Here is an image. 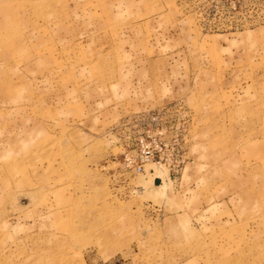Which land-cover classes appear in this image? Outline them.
<instances>
[{"label":"rangeland","instance_id":"obj_1","mask_svg":"<svg viewBox=\"0 0 264 264\" xmlns=\"http://www.w3.org/2000/svg\"><path fill=\"white\" fill-rule=\"evenodd\" d=\"M0 264H264V0H0Z\"/></svg>","mask_w":264,"mask_h":264},{"label":"built area","instance_id":"obj_2","mask_svg":"<svg viewBox=\"0 0 264 264\" xmlns=\"http://www.w3.org/2000/svg\"><path fill=\"white\" fill-rule=\"evenodd\" d=\"M158 154H157V152H154V151H152V150H150V149H147V150H145V153L142 155V158H141V160H143V159H148V160H152V159H154L155 158V156H157ZM138 169H141V167H140V165L137 167Z\"/></svg>","mask_w":264,"mask_h":264},{"label":"water","instance_id":"obj_3","mask_svg":"<svg viewBox=\"0 0 264 264\" xmlns=\"http://www.w3.org/2000/svg\"><path fill=\"white\" fill-rule=\"evenodd\" d=\"M159 181H160V178H158V177L154 179V182H156V183H159Z\"/></svg>","mask_w":264,"mask_h":264},{"label":"bare ground","instance_id":"obj_4","mask_svg":"<svg viewBox=\"0 0 264 264\" xmlns=\"http://www.w3.org/2000/svg\"><path fill=\"white\" fill-rule=\"evenodd\" d=\"M155 184H158V183L155 182Z\"/></svg>","mask_w":264,"mask_h":264}]
</instances>
